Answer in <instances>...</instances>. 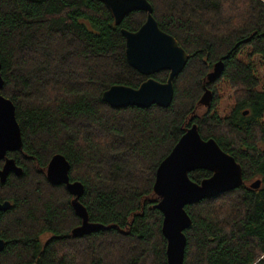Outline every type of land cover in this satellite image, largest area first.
<instances>
[{"label": "trees", "instance_id": "trees-1", "mask_svg": "<svg viewBox=\"0 0 264 264\" xmlns=\"http://www.w3.org/2000/svg\"><path fill=\"white\" fill-rule=\"evenodd\" d=\"M146 1L188 56L168 108L114 109L102 101L112 86L138 89L149 78L127 63L121 33L137 31L145 12L115 25L100 0H0V94L15 107L23 141L9 155L22 174L0 185V201L13 204L0 216V264H167L155 172L193 124L235 159L243 184L185 207L183 264H264V0ZM219 61L221 76L207 83ZM168 76L150 77L165 83ZM220 81L233 91L225 116L217 107ZM206 89L208 108L199 105ZM56 154L70 164V181L83 185L88 221L104 229L71 235L81 224L73 197L46 179ZM210 176L189 175L196 183Z\"/></svg>", "mask_w": 264, "mask_h": 264}, {"label": "water", "instance_id": "water-1", "mask_svg": "<svg viewBox=\"0 0 264 264\" xmlns=\"http://www.w3.org/2000/svg\"><path fill=\"white\" fill-rule=\"evenodd\" d=\"M111 12L115 25L131 12L146 13L145 22L135 32L122 30L125 39V57L130 67L141 75L149 77L138 89L123 85L110 87L102 94V101L111 108L125 107L149 108L153 105L168 108L174 95L173 80L184 69L188 56L173 37L163 32L154 17L152 7L146 0H100ZM1 71V65H0ZM167 71L168 79L160 83L151 75ZM223 71L222 61L213 66L206 77L207 83L215 82ZM3 79L0 73V90ZM212 102V92L206 89L199 101L201 107L208 108ZM248 112L245 111L244 115ZM23 141L15 116L13 103L0 94V182L4 183L10 173L17 176L22 169L7 153L22 149ZM205 170L211 176L200 183L192 181L190 173ZM70 164L60 154L54 155L46 168V179L54 186L64 185L73 197L71 206L81 224L71 231L73 237H82L104 229L102 225L88 221L86 209L79 202L84 188L80 182H71ZM243 184L242 170L233 157L225 153L213 139L203 140L196 124H193L177 141L171 152L162 160L155 172L154 194L159 202L155 208L162 214L161 232L166 240V263L183 264L186 246L185 230L191 219L185 207L206 198L233 191ZM260 180L250 184L258 189ZM8 202H0V214L9 209ZM107 227L106 229H109ZM4 242L0 239V251Z\"/></svg>", "mask_w": 264, "mask_h": 264}, {"label": "rangeland", "instance_id": "rangeland-1", "mask_svg": "<svg viewBox=\"0 0 264 264\" xmlns=\"http://www.w3.org/2000/svg\"><path fill=\"white\" fill-rule=\"evenodd\" d=\"M260 78L263 79L261 81H264V69H261L260 71ZM216 88L218 97V111L220 115L225 116L228 114L229 109L234 104L233 91L230 89L227 83L221 81L216 85Z\"/></svg>", "mask_w": 264, "mask_h": 264}, {"label": "flooded vegetation", "instance_id": "flooded-vegetation-1", "mask_svg": "<svg viewBox=\"0 0 264 264\" xmlns=\"http://www.w3.org/2000/svg\"><path fill=\"white\" fill-rule=\"evenodd\" d=\"M19 151H21V150H19ZM19 151H18V152H19ZM16 152H17V151H16ZM16 152H10V153H7L6 157H7V158H11L9 155H10V154H14V153H16ZM23 157H24V156H23ZM3 164H4V160H1V161H0V169L2 168ZM10 174H11V173H10ZM10 174H9V175H10ZM12 174H14V173H12ZM14 175H16V174H14ZM16 176H17V175H16ZM5 182H6V181H5ZM5 182H4V183H5ZM4 183H1V182H0V185H3ZM0 202H1V203H3V202H8L9 205H10L8 210H10V209L13 207V204H12L11 201L4 200V201H0ZM8 210H7V211H8ZM5 212H6V211H5ZM5 212H3V213H5ZM3 213H1L0 216H1ZM50 236H51V234H50L49 232L42 233V234H41L42 242H44V244H45V243L47 242L46 240H47ZM0 239H1V238H0ZM1 240H2V239H1ZM2 241L4 242V240H2ZM4 246H5V242H4ZM3 249H4V247H3ZM3 249H2V250H3ZM2 250H1V251H2ZM1 251H0V252H1Z\"/></svg>", "mask_w": 264, "mask_h": 264}]
</instances>
